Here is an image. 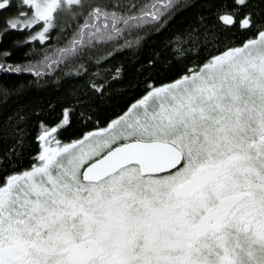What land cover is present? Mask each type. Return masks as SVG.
<instances>
[{"label": "snow or ice", "instance_id": "snow-or-ice-1", "mask_svg": "<svg viewBox=\"0 0 264 264\" xmlns=\"http://www.w3.org/2000/svg\"><path fill=\"white\" fill-rule=\"evenodd\" d=\"M208 2L212 19L181 34L177 55L202 41L216 51L170 83L146 82L103 127L61 137L74 114L99 124L91 99L109 85L89 81L78 107L39 124L37 151L23 166L16 149L28 117L9 114L0 264H264V0L259 11L253 0ZM191 6L195 0H0V41L27 31L25 45H43L61 27L71 36L37 63H9L12 52L0 45V75L40 79L72 65L68 74L83 78L90 54L120 41L131 47L139 31ZM236 34L245 37L239 44L225 42ZM11 98L0 84V116Z\"/></svg>", "mask_w": 264, "mask_h": 264}, {"label": "trees", "instance_id": "trees-1", "mask_svg": "<svg viewBox=\"0 0 264 264\" xmlns=\"http://www.w3.org/2000/svg\"><path fill=\"white\" fill-rule=\"evenodd\" d=\"M137 4L146 3L147 0H132ZM260 10L259 0H253ZM214 9L208 0H195V6L178 10L159 29L146 28L138 33V42L131 47L124 45L123 41L115 45L111 51L102 49L95 55L90 54L83 61L87 73L83 78L69 75L73 66H60L54 68L48 75L37 79L31 74L0 75V84L13 90V98L9 99L3 108L0 123L4 124L5 139L0 144V150L7 149L12 143L10 128L7 126V117L17 109H23L27 115V138L23 146L16 149V159L23 166H27L31 157L37 151V144L33 137L39 130V124L46 122L52 125L59 118L65 106L78 107L79 101L84 99L85 89L89 81L109 85L102 99L92 98L90 110L95 113L93 120L98 119L99 124L89 121L84 124L78 115H73L72 126L61 133L65 141L77 138L78 134L94 127H103L105 121L120 113L142 91L146 82L160 84L170 83L173 79L190 66L201 63L210 53L216 51V45L201 42L187 53L177 55L181 34L197 25L201 19L208 24L212 19ZM15 8L3 13L11 15ZM62 24L64 21L61 22ZM39 30L34 29V31ZM29 32L11 31L3 36L0 45L12 52L9 63L25 64L37 63L43 60L44 55L51 54L55 49L63 47L71 36L64 29L57 28L50 33V39L45 44L38 40L31 45L23 42L29 37ZM136 35L128 36V40H136ZM245 37L239 34L230 36L226 43L239 44ZM99 57V59H97ZM79 67V65H75ZM119 69V78L113 79Z\"/></svg>", "mask_w": 264, "mask_h": 264}]
</instances>
